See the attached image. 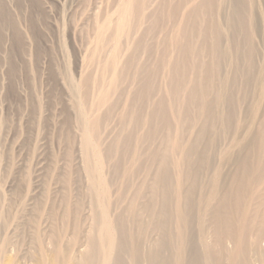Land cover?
<instances>
[{
	"label": "rangeland",
	"instance_id": "rangeland-1",
	"mask_svg": "<svg viewBox=\"0 0 264 264\" xmlns=\"http://www.w3.org/2000/svg\"><path fill=\"white\" fill-rule=\"evenodd\" d=\"M125 1L0 0V260L3 264H39L42 259H47L57 248L61 249L64 257L71 259L69 264H83L82 256L87 254L90 240L99 233V218L105 217L112 227H114V223L117 225L118 218L125 214L132 202L137 185L145 190L143 192H146L143 193L146 195L142 202L148 201V206L152 203L154 205L152 212L148 211V220L144 218L148 221V235L141 239L143 249L145 252L148 249L149 253L150 249L164 243L163 258L167 259L168 264H176L178 256L175 251L176 245H174L176 236L165 237L163 234L165 230L160 229L158 223L162 218L161 226L165 227V224H168L171 230L165 232L178 235V230L172 231L178 220L171 206H169L166 218L161 216L163 203L157 178L163 172L160 173L162 168L160 166L165 155L170 151L171 142L178 127H181L180 143L183 146H189L201 127L202 121L197 119L178 121L172 112L168 114L171 123L168 126L161 127L156 121L157 119H152L151 108L153 105L161 96H168V74L165 71L160 72L155 78L158 91L152 95L150 100L146 104L143 101H138L141 104L139 105L141 107L140 120L131 123L129 118L136 109V104L133 102L134 93L140 87L139 79L134 83L135 78L141 79L146 63L149 65L158 61V51L162 48L160 44L165 42L166 37L168 39L180 25L182 27L186 23H183V10H180L176 18L177 21L174 23L168 21L167 23L164 20L163 24L157 27L156 36L148 38L147 36H151L152 33L148 35L147 32L152 27L151 24L154 23L152 15L148 14V17L146 15V18H143L141 25H133L129 31L130 34L128 33L126 37L124 36L116 43L113 41L114 31ZM222 1L220 14L218 12L220 16L217 17L220 29H222L225 43L226 41L231 44L236 42L237 49L232 51L239 57L232 54L233 57L222 58L220 76L226 79L235 78L240 83L237 95L242 99L244 91L241 81L244 78L243 68L246 64V57L244 58L242 55L245 52L246 42L243 41V37L240 38V35L236 34L235 26L230 27L231 22L229 21L238 0ZM254 1L251 8L255 18L253 61L256 62L254 65L256 69L262 68L263 71L264 0ZM160 2L161 0H151L149 5L157 9ZM154 8L149 13L153 14L156 11ZM104 25L109 27L106 26L102 33L103 38H101L99 36ZM200 26H203L204 29L208 27L207 30L211 29L206 20H202ZM185 27L189 32L191 31L187 25ZM108 28L110 29L108 30ZM135 28L136 30H134ZM233 32H235L234 35ZM190 38L195 45L199 46V62L201 69L205 71V67L206 69L210 67L211 54L206 45L201 43L199 33L193 31L192 35L190 33ZM234 39L236 40L234 41ZM140 40H146L147 44L149 42L155 46L143 53L140 50L136 52L137 41ZM101 42L102 45H100ZM228 42L225 44L223 41L220 46L221 51H229L231 44ZM157 43L160 45L159 47H156ZM239 44L242 46H240L241 48L238 46ZM165 47L168 49L166 50ZM165 47L162 53L166 51L164 57L167 58L166 60H171L174 52L171 46L165 45ZM153 48L154 51H152ZM114 51L118 57L114 58ZM142 63L144 66L140 67L139 64ZM114 70L115 72H112ZM121 70L125 71H123L124 74H121ZM135 72L137 77L132 80ZM115 78H119L120 83H117V89L108 102L112 108L107 105L102 108V105L97 102V98L104 90L111 87ZM197 80L198 76L189 72L188 76L182 79V88L186 90ZM260 87L258 95L256 94L253 99L245 93L248 101L239 106V121L245 126V132L254 127L252 124L256 125L263 120L264 82ZM249 98L252 99L250 104ZM177 100L178 97L172 98L168 102L175 105ZM184 103L186 100L182 93L180 105ZM99 104L101 108L98 107ZM186 106L190 107V104ZM112 109L114 110L112 111ZM225 111L223 112L225 113ZM188 112L192 118L198 113L191 107ZM109 113L110 115L107 117L105 114ZM93 116L95 118L97 116H99L98 118L105 117L98 135L93 139L91 137V140H94L93 146L99 151L102 160L98 185L94 182L97 174L92 169H88L85 157L87 154L83 146V136L87 132L89 120L94 119ZM123 116L128 118L126 123L122 122ZM251 117L253 119L249 120ZM129 129H133L135 134L140 135L147 134V131L150 132L148 143L140 145L141 152L139 154H142L139 155L140 161L141 159L142 161L143 159L147 160V154L155 153L157 155L154 158H148V165H146L147 162L140 167L137 165L138 172L134 171V168L131 174H135L133 177L130 175L132 183L124 187L125 179L123 182L121 179L124 166L134 164L135 158L128 150L133 143L130 142L128 147L123 142L120 147L119 143L122 139L119 141L118 138L126 137ZM231 139V135L224 133L217 141L218 151L211 152L214 165L221 166L224 191L230 186L232 180L230 178L236 171L232 157L238 150L236 146L230 145ZM123 144L126 146L123 147ZM118 147L119 149L124 148V150H119ZM205 147L207 146H202L200 149L202 155L206 154ZM178 155L180 156V153L175 154L172 158L170 154L167 155L169 166L166 170L173 184L178 170L171 161L181 158ZM91 158L89 159L92 165L90 168L97 165ZM152 159L153 161H151ZM184 173L183 190L188 192L191 184L196 185V193L192 195L190 201L197 206L194 208V215L189 227L183 229L184 235L190 239L193 245L197 244L199 248L201 247V256L204 258L209 249H205L207 245L214 251H218L216 223L211 206L206 205L207 208H205L204 205L199 206L196 202L210 192L214 175L211 170L200 173L195 182L187 172ZM184 173L182 171V174ZM145 184L148 186L147 189L146 186L143 187ZM104 186L109 188L110 203H112L110 210L106 212L103 209L104 204L101 198ZM134 186H136L135 189ZM120 190H122L121 196L124 200L121 199L123 202L119 200ZM169 194L173 195L171 190H169ZM254 194L263 196L264 185H259ZM258 205L252 208L251 214L254 222L249 239L257 247L249 254L250 264H261L264 259V238L259 237L264 232L263 222L260 218V214L263 212L259 213L263 210V206ZM200 220L202 221L200 222ZM200 223L204 225L202 229L199 227ZM155 224L156 226H154ZM132 228L136 234L140 235V231L136 230V227ZM201 230H203L202 238ZM232 247V242L228 241L227 249L230 251ZM184 258L187 262H194L195 246L190 245L187 248ZM125 259L127 260V258ZM142 263L146 264L144 258ZM204 264H207L205 260Z\"/></svg>",
	"mask_w": 264,
	"mask_h": 264
},
{
	"label": "bare ground",
	"instance_id": "bare-ground-1",
	"mask_svg": "<svg viewBox=\"0 0 264 264\" xmlns=\"http://www.w3.org/2000/svg\"><path fill=\"white\" fill-rule=\"evenodd\" d=\"M150 1L151 0L125 1L120 11L119 22L115 27L113 41L118 43L121 40V38H123L124 36L126 37V35H128L129 31L131 30V28H133V25L140 24L143 18L148 17V14L152 15L151 18H153L154 20L153 21L154 23L151 24L152 27L147 32L148 35L152 33L151 36H147L148 38L149 37L154 38L156 36L157 27L162 25L164 20L167 23L168 21H170L171 23L177 21L176 18L178 16V11L180 10H183L182 12V18L184 19L183 23H186L187 27H189L191 31L189 32L186 29L185 24H184L185 26L183 25L182 27L180 25L168 37V39L166 37L165 42L160 44L162 45V48L161 50L158 51L159 52L158 61L149 65H147L146 63L145 71L144 70L142 71L144 74L141 72L143 74L141 76V79L136 76V72L134 73L135 76L132 75L133 76L132 80L133 78L137 77L135 78L134 83L137 79H139L140 84L138 83L136 84H138L140 87L138 86L139 89L137 90L136 93H134L135 96L133 95L134 96L133 102H135L136 104V105L134 104L136 106V109L132 113L133 115L129 118L130 122L132 123L133 121L140 120L141 107L139 105L141 104L138 103V101L139 102L143 101L146 104V102L150 100L152 95L155 94L156 91H158L157 79L155 78L158 77L159 73L162 71H165L168 74L167 85H169V92L167 97L161 96L158 99L157 103L154 104L153 107L151 108L152 119L153 120L154 118L157 119L156 121L161 127L168 126L171 124L168 118V114L172 112L173 115L178 119V121H182V122L191 121V120L194 121L195 119L202 121L201 127L196 132V136L194 137L193 142L190 143L189 146H183L180 143V135H181L180 126L178 127L176 134L172 139L170 151L167 152L168 153L167 155L170 154L172 158L175 154L180 153V156L178 155V157H181V158L173 159L171 161L172 164L178 170L175 183L174 184L172 183V180L170 179V175L166 170L167 167L169 166V158H167V155H165L166 157L162 160L160 166L162 167L160 173L162 171L163 172L159 174L157 178V183L161 189L160 195L163 203V210L161 211V216L166 218V216L168 215L167 213L169 212V206H171L172 211L175 212V215L178 220L177 224H175V226L172 228V231L178 230L179 234L176 235L172 232H165L171 230L168 224H165V227L161 226V222H163L162 218L158 223V227L162 230H165L163 231L165 237H172L173 235L176 236L174 243V245H176L175 251L177 252L178 255L176 259V264H204V260L205 263L207 262V264H250L249 254L252 252V250L256 249L257 247L256 244L251 242V240L249 239L250 234L252 233L251 231L253 230L252 224L254 222V219L251 218V214H252V208L258 204L263 206V210H261L259 213L263 212L262 214H260L261 215L260 218L264 226V195L256 196L254 194V191L257 189L259 185L262 186L264 185V117L261 122L257 123L256 125L252 124L254 127L250 128L248 132H245L246 131L245 126L239 121V106L248 101V99L245 97V93L246 95H249L253 99L256 94L258 95V91L261 88L260 86L264 82V69L263 71L262 68L256 69V67L254 66L256 65V62L254 63L253 61L255 54L254 41H253L255 34V18L251 8L253 2L255 1L238 0L237 1L238 3L234 5L235 7L234 11L229 20L231 22L230 27L232 28V25L235 26L236 34L240 35V38L243 37L242 38L243 41L246 42V46L244 50L245 52L242 55L244 58L246 57L245 60L246 64L244 63L245 67L243 68L244 78L241 81L244 91V98L242 99L238 98L237 95V90L240 89L241 86L240 83L235 78L226 79V78H221L220 76V62L222 61V58L233 57L232 54L237 56L234 53V51H232L237 47L236 42H232L231 44V42L226 41V43L228 42L231 44L229 47L230 48L229 51L227 50L221 51L220 49L221 48L220 46L222 45L223 41L225 43V40L222 35V31H221L222 29H220V25L217 17L220 16L219 11L222 8L223 1L222 0H161L160 4H158L159 6H157V9L153 7L154 10H156L155 12L152 11L154 12L153 14L149 13L153 9L149 5ZM151 18H147V19L150 20ZM202 20L203 21L206 20L209 23V26L211 27V29H208L209 31L207 30L208 27L204 29L203 26L202 27L200 26ZM106 26L109 27L108 25ZM106 26L104 25V29H102V32L100 33L99 37L103 38L102 33L106 29ZM109 29L110 28H108V30ZM134 30H136V28ZM193 31L199 33L201 38V43L206 45L208 52L211 54L212 60L210 67L207 69L205 67V71L201 69V64L199 62V55H200L199 46L198 44L195 45L193 43V40L190 38V33L192 35ZM235 32H233V35ZM235 36L234 38H236ZM235 40L236 39H234V41ZM145 41L142 40L137 41L138 44L136 45L135 48L136 52L140 50V52L143 53L145 51H149L152 47L155 46V45H151L149 42L147 44ZM100 45H102V42ZM160 45L158 44L156 47H159ZM165 45L171 46V49L174 52V56L171 60L170 59L166 60L167 58L164 57L166 51H164L165 53H162V50L164 49ZM244 45L245 44L243 43V47ZM225 46L226 48H228L227 45ZM238 46L240 47L241 45L239 44ZM167 49L168 48H166V50ZM154 50L155 49L153 48L152 51ZM240 53L242 54V52ZM116 56L117 54L115 52L114 58ZM237 57H239V55ZM139 65L141 67L143 63ZM117 67L118 64L115 68L116 70ZM107 69L110 70V68L108 67ZM121 71H122L121 74H124L125 71L124 70ZM112 72H115V70ZM189 72H193L194 75L196 74L198 76V80L194 81L186 90H184L182 88V79L187 77ZM199 73H200V77H199ZM121 78L123 79L122 76ZM128 78L130 77L128 76ZM118 79L114 80L112 82L111 87L109 89L104 90L101 93V95H99L100 97L97 98V102L102 105V108L103 106L105 107L106 105L107 107L109 106L108 102L111 98V95L117 89L116 88L117 83L119 82ZM136 82H138V80ZM182 93H184L186 100V103L184 104L186 105L190 104L191 109H196L198 112L193 118L192 116H189L188 111L190 107H187L184 104L180 105V97ZM176 97H178V100L177 103H175V105L168 102V100L171 101L172 98H176ZM252 99L249 98V104L252 102ZM100 104L98 106L99 108H101ZM109 108L112 107L109 106ZM113 110L114 109H112V111ZM223 111H225V113ZM105 115L106 116L110 115V113ZM127 116L126 117L123 116L124 118L122 117L123 118L122 122L124 123L127 122L128 120ZM98 117L99 116H97V118L94 117V119L92 118V120H89L87 132L83 136V144H84L83 146L85 153L87 154L85 156L87 159L86 163L88 164L89 167L88 169H92L94 173L97 174L98 178L96 176V179L94 180V182H96L97 185H98L97 182L100 178L99 174L101 171L100 168H102L101 167L102 160L99 151L93 146L94 140L92 141L91 137L93 139L95 136L98 135L100 128L102 127L101 126L102 122L104 123L103 120L105 118V117L104 118L103 117L98 118ZM252 119L253 118L251 117L249 120ZM125 131L127 130L125 129ZM123 133L125 134V132ZM146 133L147 134H143V135L135 134L133 129H129L126 137L123 136L125 137L124 140L123 137L118 138L119 141H121L120 139H122L121 143H119V141L117 140V144L119 143L120 145L124 142L128 147H129L128 144H130V142L133 143L132 146L128 148V150L135 158L134 159L135 166L132 163L133 160L132 162L130 161L132 163L131 165L128 164L124 166L123 169L124 172L121 176L122 182L125 179L124 187L129 186L132 183V177L135 173L133 175L131 173L133 172L134 168H135L134 171H137V169H139L137 168V165L138 167H140L141 165L146 164V162H147L146 165H148V158L151 159L157 155L155 153H151L148 155L147 152L146 153L147 160L143 159L142 161L141 159L140 161L139 155H142L139 154L141 152L140 147L143 144L148 143V141L150 140V132L148 133L147 131ZM224 133H227L229 136L230 135L232 136L230 145L232 147L236 146L238 150V152L236 151L237 153L232 157L233 164L234 166H236L235 167L236 171H234L235 173L233 172L234 175H232L233 173L231 174L232 175L231 178L229 177L232 180L230 186L226 188V191H224V189L222 188L223 176L221 175V169H220L221 166L216 167V165H214L212 161V157H213L212 153L218 151V146H216L217 141L221 135L223 136ZM245 134L246 136L244 137ZM117 144L116 146H119ZM125 144H123V147ZM205 145L207 146L204 148L206 150L205 152L206 154L202 155L200 153L201 151L200 149L202 148V146ZM120 147H122V145H120ZM122 149L124 150V148ZM125 151L127 152V150ZM90 157H92L97 164L92 168H90V166H92L91 163L89 162ZM151 161H153V159ZM209 170H211L214 175L212 181L213 186L209 190L210 192L208 191L209 193L204 198L202 197L201 199H199L196 202V204H198L199 206L204 205L205 208H207L206 205L211 206L213 210L212 212L215 217L214 222L216 223L215 232L217 237L216 243L218 244L217 245L218 251L217 252L214 251L213 248L207 245L205 249L208 248L209 249L207 250L205 257L203 256L205 258L204 259L201 256V251H202L201 247L199 248L197 244L193 245L190 239L184 235L183 229L185 227L187 228L189 227V224L192 221V217L194 215V208H196L197 206L194 204V202L190 201L192 195L196 193L195 192L196 185H194V183L191 184V186L188 188V192H184L183 184L185 182L184 172H187V174L191 178H193L194 181L196 182L200 173H204ZM182 171L184 174H182ZM130 175H132V177ZM137 186L139 187V185ZM145 186L146 184L143 187ZM135 187L136 186H134V189ZM138 187H136L137 190H134V194H133L134 196L132 202H130L125 214L118 218L117 225H115L114 223V227H112L108 223L105 217L102 216L99 218V229H98L99 233L96 235L94 239L90 240L89 250L87 254L82 256L83 264H143L142 263L143 258L146 260V264H168L167 259L165 260L162 256V252L165 249L164 243H160L159 245L157 244L158 246L153 248L152 250L150 249L149 253H148V249L146 252L143 249L141 239H144L148 235V221H146L144 218H147L148 220V211L152 212V210L154 209V205L152 203L150 206H148V201L145 203L142 202L143 201L142 199H144L146 195V194L143 195V193L146 192H143L145 190L142 187L139 188ZM147 187L148 186H146V189ZM169 190H171L173 195L169 194ZM121 195H122V190H120L119 192L120 201H122L123 199ZM101 198L104 204V208H103L104 211L106 212L110 210L112 203H110L111 200L110 192L107 186H104L102 188ZM109 218L110 217L108 216V220ZM201 221L202 220H200V222ZM154 226H156V224ZM203 226H204L203 223H200L199 225L200 229H202ZM132 227H136L137 228L136 230L140 231V235L136 234L133 231ZM202 231L203 230L200 231L201 238H202ZM259 237L264 238V232L262 235H259ZM228 241H231L233 244L232 250L230 251L227 249ZM190 245L192 247L195 246V260L193 263L187 262L186 259L184 258L185 252ZM125 258H127V260ZM70 260H71L70 258L63 256L61 249L57 248L47 259H42V261L39 264H69ZM0 264H3L1 260H0ZM7 264H12V263H7ZM261 264H264V259H262Z\"/></svg>",
	"mask_w": 264,
	"mask_h": 264
}]
</instances>
